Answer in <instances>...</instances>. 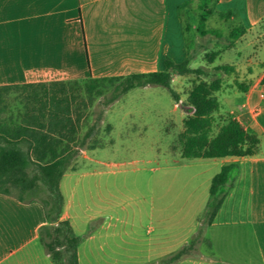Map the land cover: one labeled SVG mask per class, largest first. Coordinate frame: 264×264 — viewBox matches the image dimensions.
Instances as JSON below:
<instances>
[{"label": "crops", "instance_id": "obj_1", "mask_svg": "<svg viewBox=\"0 0 264 264\" xmlns=\"http://www.w3.org/2000/svg\"><path fill=\"white\" fill-rule=\"evenodd\" d=\"M202 7L229 12L244 30L230 49L235 59L228 71L237 74L239 91L222 83L216 116L241 122L260 143L253 156L209 159L221 161L219 172L228 165L235 169L223 205L207 226L208 253L193 256V248L184 258L186 264H264V0H0V86L163 72L167 58L177 64L189 58L186 18ZM90 176L69 170L61 181L66 201L61 219L81 239L79 264L163 258L193 242L198 230L177 250L174 241L155 248L140 237L119 235L116 205L94 195L86 182ZM46 223L40 203L0 194V264H55L39 241Z\"/></svg>", "mask_w": 264, "mask_h": 264}, {"label": "rangeland", "instance_id": "obj_2", "mask_svg": "<svg viewBox=\"0 0 264 264\" xmlns=\"http://www.w3.org/2000/svg\"><path fill=\"white\" fill-rule=\"evenodd\" d=\"M201 13L199 10L186 18L190 66L201 73L174 76L172 87L178 100L159 86L121 95L114 85L107 84L85 108L82 101H87V97L81 84L77 102L83 112L79 137L84 139V147L70 167L90 173L86 182L94 195L116 205L119 235L140 237L155 248L159 242L174 241L172 250H177L183 239L198 230L191 238L192 255L197 257L208 253L205 207L210 198L209 179L218 174L221 161L182 157L180 135L191 114L187 97L200 81L211 82L220 77L224 88L230 91H239L240 82L237 74L216 70L233 64L235 55L230 49L235 40L231 32L237 26L211 9L206 27L199 30ZM213 52L219 55L210 63L207 54ZM19 94L11 92L4 117L22 109ZM216 132L217 128L213 133ZM118 242L122 243L120 238ZM167 257H136L130 263L155 264ZM186 263L184 258L176 264Z\"/></svg>", "mask_w": 264, "mask_h": 264}, {"label": "trees", "instance_id": "obj_3", "mask_svg": "<svg viewBox=\"0 0 264 264\" xmlns=\"http://www.w3.org/2000/svg\"><path fill=\"white\" fill-rule=\"evenodd\" d=\"M210 14L211 10L202 7L199 30L206 27ZM219 15L230 18L229 12ZM243 33L242 28L236 27L231 37L236 40ZM218 55L219 52L207 54L208 61L213 63ZM191 62L189 55L178 64L167 58V68L163 72L84 82L0 86V194L15 197L22 203L38 202L43 206L47 223L39 230V241L55 264H79L81 239L73 235L71 223L61 219L66 202L61 181L84 147V139L77 136L83 117L82 107L77 102L81 84L87 97V101H82L85 108L96 95L102 94L101 89L107 84L114 85L115 91L121 95L135 88L159 86L178 100L172 87L174 76L201 73V70L190 66ZM230 69L228 66L216 68L226 72ZM221 87L222 80L217 77L211 82L200 81L189 91L187 105L191 114L185 120V129L180 135L183 158L247 157L258 152L260 140L241 122L229 116H216L220 109L217 93ZM14 91L20 92L18 99L22 109L6 118L7 102ZM215 128L217 132L213 133ZM234 169V165L224 166L212 179L211 200L205 213L207 226L211 225L223 205L224 190L232 180ZM193 248L194 241L155 264H175Z\"/></svg>", "mask_w": 264, "mask_h": 264}, {"label": "built area", "instance_id": "obj_4", "mask_svg": "<svg viewBox=\"0 0 264 264\" xmlns=\"http://www.w3.org/2000/svg\"><path fill=\"white\" fill-rule=\"evenodd\" d=\"M260 97H261V99L264 101V91L261 92ZM253 113L256 114V113H257V109H255V110L253 111Z\"/></svg>", "mask_w": 264, "mask_h": 264}]
</instances>
